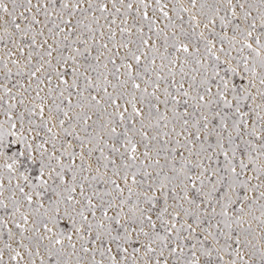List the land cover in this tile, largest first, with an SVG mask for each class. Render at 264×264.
<instances>
[{
  "label": "snow or ice",
  "instance_id": "1",
  "mask_svg": "<svg viewBox=\"0 0 264 264\" xmlns=\"http://www.w3.org/2000/svg\"><path fill=\"white\" fill-rule=\"evenodd\" d=\"M0 264H264V0H0Z\"/></svg>",
  "mask_w": 264,
  "mask_h": 264
}]
</instances>
